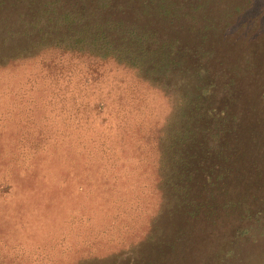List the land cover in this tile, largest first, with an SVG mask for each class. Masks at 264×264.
Returning <instances> with one entry per match:
<instances>
[{
	"label": "rangeland",
	"instance_id": "rangeland-1",
	"mask_svg": "<svg viewBox=\"0 0 264 264\" xmlns=\"http://www.w3.org/2000/svg\"><path fill=\"white\" fill-rule=\"evenodd\" d=\"M20 1L0 7L25 16L15 31L37 9ZM120 2L113 18L150 28L151 49L175 46L176 66L37 39L0 61V264H264V0H202L195 20L162 23L141 15L143 0ZM194 61L215 75L209 98L234 101L238 137L215 138L238 139L234 179L184 188L192 208L162 216L176 201L162 149L183 120L190 75L178 63Z\"/></svg>",
	"mask_w": 264,
	"mask_h": 264
},
{
	"label": "trees",
	"instance_id": "trees-1",
	"mask_svg": "<svg viewBox=\"0 0 264 264\" xmlns=\"http://www.w3.org/2000/svg\"><path fill=\"white\" fill-rule=\"evenodd\" d=\"M26 1L33 7V0ZM201 1L143 0L141 15L160 23L183 17L195 20L192 15L201 9L204 3ZM18 2L21 3L20 0H0V7L8 5L9 8ZM36 6L37 9L31 10L32 16L28 19L32 28L24 27L20 31H15V27L20 22L27 24L25 16L0 12V24L10 27L8 32H0L1 62L12 56L22 57L25 55L22 50L28 47L23 49L18 44L27 41L34 43L37 39L51 42L53 47H63L66 51L88 50L94 57L133 61V64L140 63V67L146 62L154 71L176 66L170 58L175 52V46L167 44L170 49L163 46L151 49L149 44L154 42L155 35L150 33V28L141 29L135 22L126 24L113 18V11L121 7L120 0H38ZM1 40L7 42L2 44ZM177 49L180 56L179 45ZM183 49L189 50L188 42ZM196 54L201 55L200 52ZM178 66L184 72L190 71V75L187 79L184 78L186 81L180 85L181 91L187 90L179 101V114L183 120L180 121L178 129L172 130L171 141L165 143L162 149L165 155L163 154L161 162L167 171H162L161 181L164 190L167 189L166 198L169 191L176 200L174 206L165 204L166 207L161 209L162 216L170 213L169 209L172 208L173 212L176 208L175 211L179 213H184L188 207L192 208V201L186 198V190L183 193L184 188L188 189L195 183L207 185L211 189L218 183L234 179L233 162H236L235 154L239 144L238 139H231L230 144H226L222 139H215L226 132L238 137V131L235 129L237 125H233L235 119L231 115L234 101L227 95L220 100L216 93L210 98L206 94V89L214 85L215 75L208 74L206 69L195 61L178 63ZM189 92L193 96H190ZM256 148L255 155L262 147L258 145ZM214 169L217 173L212 174ZM240 174L237 183L245 184V175ZM198 207L202 206L195 205L193 212L199 210ZM193 212L186 215L193 217Z\"/></svg>",
	"mask_w": 264,
	"mask_h": 264
}]
</instances>
